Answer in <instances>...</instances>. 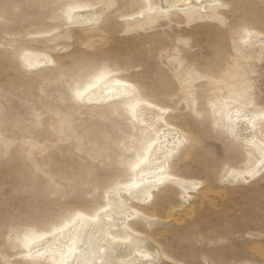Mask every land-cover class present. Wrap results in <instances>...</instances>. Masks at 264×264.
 <instances>
[{
	"label": "clouds",
	"instance_id": "9594fccd",
	"mask_svg": "<svg viewBox=\"0 0 264 264\" xmlns=\"http://www.w3.org/2000/svg\"><path fill=\"white\" fill-rule=\"evenodd\" d=\"M183 2L182 8L172 3L168 10L161 11L154 0H139L132 10H128L124 0H100L99 3L93 0H43L41 11L46 17L45 29L56 35L60 59L55 53L51 55V63L47 65L50 71L35 85V91L39 101L50 98L55 92L58 103L51 114L36 109V122L30 125V133L19 138L0 133V170L19 167L22 175L17 176L18 182L25 185L20 194L26 199L25 206L13 213L22 224L15 221L7 225L0 223V264H45L33 251L36 245L29 244V235L51 232L74 211L69 205L53 211L49 202L64 188L59 172L61 165H86L88 159L80 147L81 137L76 136L64 151L68 141L60 138L63 132L60 137L56 135L55 125L49 126V135L41 134L50 115L55 121L67 120L72 128L83 126L86 131L90 123L97 121L101 124L126 123L132 128L141 122L133 120L128 106L139 102L135 115L139 117L145 110H152L155 128L151 124L143 125L142 129L146 131L141 133V142L123 158L119 154L120 142L113 144L118 150L117 163L125 171L138 158H143L151 145L144 168H163L171 172L186 154L201 152L208 142L206 137H215L217 142L223 141L222 147L241 143L246 161L240 171L234 172L226 181L217 174L218 183L248 186L259 180L264 184V43L256 50V42H264V26L256 27L246 16L240 15L241 0H205L203 3L196 0L199 7L193 6L191 0ZM259 3L264 6V0ZM77 10L87 12L93 18L88 32L80 38L74 27L79 18L69 17L70 12ZM132 20L138 23L132 26L129 23ZM201 22L214 25L216 38L207 42L201 40L195 31ZM111 24L117 26L120 38L143 37L138 42L148 49L152 48L161 26L166 30H181L169 51L179 47L182 41L188 42L183 68L177 70L173 65L164 64L161 56L155 80L162 82L171 77L172 84L178 89L179 107L195 121L199 133L185 131L180 138L179 133L168 126L169 115L177 114L176 107L162 103V98L152 91L150 82L133 78V69L126 62L137 55V49L109 52L105 48ZM193 54H202L204 59H193ZM15 59L19 71L28 73L18 55ZM192 68L199 77L188 85L184 83V72ZM101 74H104L103 79L99 78ZM225 96L231 98L225 101ZM157 105L161 107L157 108ZM97 113H103L106 119L101 120ZM242 125L260 128L262 135L258 147L238 140L237 130ZM161 129L164 138L177 137L170 149L161 148L164 142ZM248 169L253 171L249 173ZM201 262L222 264L207 254H202L196 261L178 260L176 264ZM161 264L165 262L161 261ZM241 264L254 262L246 260Z\"/></svg>",
	"mask_w": 264,
	"mask_h": 264
},
{
	"label": "rangeland",
	"instance_id": "374dc122",
	"mask_svg": "<svg viewBox=\"0 0 264 264\" xmlns=\"http://www.w3.org/2000/svg\"><path fill=\"white\" fill-rule=\"evenodd\" d=\"M93 2L99 3L100 0ZM138 2L139 0H124L128 10H132ZM42 5L43 0H0V133L10 137L19 138L30 133V125L36 122V109L40 108L51 114L55 112L58 103L55 92L50 98L39 101L35 91V85L48 75L50 69L44 67L24 73L19 71L15 59L18 55L23 63L22 53L26 49L47 52L50 56L55 53L57 59H60L58 39L54 33L50 35L45 29L46 17L41 11ZM240 7V15L246 16L256 27L264 26V6L260 5L259 0H241ZM71 15L72 12L69 13L70 18ZM129 23L135 26L138 21L132 20ZM89 26L90 24L75 25L78 29L75 33L77 38L86 34ZM116 29L115 24L109 25L105 48L109 52L137 49V55L126 61L133 69V78L150 82L152 91L156 97L162 98V103L176 107L177 114H170L168 117L170 124L184 133H199L195 121L179 107L178 89L172 84L171 77L162 82L155 80L161 56L164 64L173 65L177 70L183 68L188 42L182 41L179 47L169 51V46L180 35L181 30H166L161 26L162 30L156 33L152 48L148 49L138 42L143 37L120 38ZM195 31L205 42L217 35L210 22L199 23ZM261 44L256 43L257 51ZM192 58L204 59L202 54H193ZM184 76V83L191 85L193 80L198 79L199 73L192 68L185 70ZM257 95L259 96V85ZM230 98L225 96L224 100ZM204 99L202 95L201 100ZM97 115L101 120L106 119L103 113ZM51 125H55L58 137L61 132L64 133L60 137L68 141L64 151L68 150L76 136L81 137L83 142L80 147L88 163L61 165L59 172L64 188L49 202L50 206L53 211L66 205L73 208L74 211L66 219L79 212L93 214L105 203L111 187L116 182L127 181L135 172L132 166L125 171L118 165V150L113 144L120 142L119 154L123 158L136 149L141 142V133L146 130L138 125L130 128L126 123L101 124L97 121L90 123L86 131L83 126L72 128L71 122L67 120L55 121L50 115L41 134L49 135ZM206 139L208 142L201 152L186 154L171 171L179 177L201 180L203 186L186 205L182 201L181 192L173 186L157 193L154 204L149 205L146 210L166 223L155 228L152 236H155L168 256L177 260L196 261L202 254H207L222 264H241L246 260L264 264V184L259 180L248 186L218 183L215 179L217 174L222 181H226L231 169L241 168L246 162L245 151L243 145L238 143L222 147L223 141L217 142L218 138ZM148 153L146 151L143 158H147ZM18 175H22L18 166L0 170V223L5 225L12 221L22 224L13 215L17 208L26 204V199L20 194L25 185L18 182ZM141 231L148 233L146 230ZM45 233L47 232L30 234L29 244ZM225 240L228 243H224Z\"/></svg>",
	"mask_w": 264,
	"mask_h": 264
},
{
	"label": "bare ground",
	"instance_id": "6f19581e",
	"mask_svg": "<svg viewBox=\"0 0 264 264\" xmlns=\"http://www.w3.org/2000/svg\"><path fill=\"white\" fill-rule=\"evenodd\" d=\"M191 2L193 6L199 7L196 0H191ZM201 2L203 3L205 0H201ZM154 3L158 5L161 11L168 10L172 3H176L180 8L184 6L183 0H154ZM73 15L79 18L76 26H87L93 23L92 16L87 12L78 10L72 12L71 17ZM44 34L38 35L43 37ZM38 35L36 37H39ZM45 35L44 37H46ZM256 43L264 42L257 41ZM22 61L26 69L38 70L51 63V56L40 50L26 49L22 53ZM157 108L160 106L157 105ZM132 116L134 120L141 122L138 125L141 128L143 125H155V113L150 109L145 110L139 117L133 114ZM168 126L174 128L179 133L180 138L183 137L184 132L177 126L169 122ZM160 131L161 139L164 141L161 148L170 149L173 140L177 137L164 138V130L161 129ZM237 134L239 141H246L247 143L251 141L253 142L251 144L258 147L262 132L258 127L242 125L237 130ZM150 153L151 150L148 155ZM141 168L144 169L142 172L140 171ZM239 171L240 168H233L229 173ZM157 172L159 174H156ZM160 176L164 178L161 180ZM230 177L228 175L227 180ZM194 183L195 187L193 186ZM147 184L155 185V187L145 195L141 189ZM202 184L203 182L198 179L179 177L167 170L160 172V169L144 168V164H141L139 168H135L130 179L116 182L111 187L105 203L95 213L79 212L66 219L61 226L32 241L30 245H36L33 251L37 258L49 264H114L116 260L127 257L134 250V244L124 242L127 237L131 236L134 240L146 241L144 247L149 254L153 255L151 264H161V261H164L165 264H176L178 260L168 256L158 240L154 238L155 236H152L155 228L164 225L166 222L150 215L146 208L154 204L157 193L169 186H173L181 192L182 201L186 205L193 199V194L202 187ZM133 193H140V195L133 196ZM125 225L127 229H125ZM141 230H146L148 233ZM106 240L108 241L107 244L105 243ZM184 257L186 258V256Z\"/></svg>",
	"mask_w": 264,
	"mask_h": 264
},
{
	"label": "snow or ice",
	"instance_id": "6c2138e0",
	"mask_svg": "<svg viewBox=\"0 0 264 264\" xmlns=\"http://www.w3.org/2000/svg\"><path fill=\"white\" fill-rule=\"evenodd\" d=\"M186 43V42H184ZM100 79L104 78V74H101V76L99 77ZM78 95L82 96L83 93H78ZM139 102H137L136 104H131L129 105V109L132 112L133 115L136 114V109L138 107ZM161 111H164V109H161ZM159 119V118H157ZM153 128H155V125H152ZM249 143H253V142H249ZM151 150V145L148 146V148L146 149V151H150ZM147 158H138V160L132 164L133 168H139L141 164H144ZM165 169H160V172H164ZM249 173H251L253 171V169H248ZM234 172L229 173L228 175L232 176ZM237 175H239V173H236ZM161 180L164 178L163 176L159 177ZM183 186V185H182ZM193 186L195 187V183L193 184ZM155 187V185H149L147 184V186H145L143 189H141V192L144 193L145 195H147V193L152 190V188ZM140 193H133V196H139ZM149 199H151V197H149ZM125 229H127V226L125 225ZM251 235V234H250ZM125 243H129V244H134L135 248L134 250L131 252L130 255H128L127 257L124 258H120L118 260H116L114 262V264H151L152 259H153V255L145 249L144 245L146 243V241L142 240V239H133V237L129 236L127 237V239L124 241ZM105 243L107 244L108 241L106 240ZM99 246V245H97ZM71 251V249H70Z\"/></svg>",
	"mask_w": 264,
	"mask_h": 264
}]
</instances>
